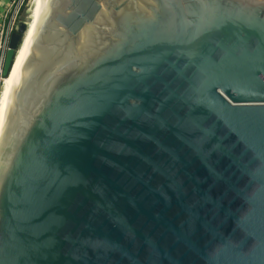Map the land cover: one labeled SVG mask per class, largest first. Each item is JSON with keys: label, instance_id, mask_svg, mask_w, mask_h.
<instances>
[{"label": "water", "instance_id": "95a60500", "mask_svg": "<svg viewBox=\"0 0 264 264\" xmlns=\"http://www.w3.org/2000/svg\"><path fill=\"white\" fill-rule=\"evenodd\" d=\"M0 142V264H264V0H33Z\"/></svg>", "mask_w": 264, "mask_h": 264}, {"label": "bare ground", "instance_id": "6f19581e", "mask_svg": "<svg viewBox=\"0 0 264 264\" xmlns=\"http://www.w3.org/2000/svg\"><path fill=\"white\" fill-rule=\"evenodd\" d=\"M32 1L33 0L30 1V4L32 3ZM27 13H29V10ZM31 52V37H24L23 43L16 51L9 75L3 78L2 86L0 89V142L2 139V133L10 98L17 90L18 81H24L25 68L28 63V58H30L31 56Z\"/></svg>", "mask_w": 264, "mask_h": 264}, {"label": "built area", "instance_id": "2783aa9c", "mask_svg": "<svg viewBox=\"0 0 264 264\" xmlns=\"http://www.w3.org/2000/svg\"><path fill=\"white\" fill-rule=\"evenodd\" d=\"M24 0H9L0 13V89L3 82V71L6 53L11 35L18 26V16L21 13Z\"/></svg>", "mask_w": 264, "mask_h": 264}, {"label": "rangeland", "instance_id": "374dc122", "mask_svg": "<svg viewBox=\"0 0 264 264\" xmlns=\"http://www.w3.org/2000/svg\"><path fill=\"white\" fill-rule=\"evenodd\" d=\"M30 1L31 0H24V3H23V5H22V11H21V13L19 14V16H18V23L20 22V21H26V19H27V15H28V10H29V7H30ZM5 2H8L7 0H5ZM18 27V26H17Z\"/></svg>", "mask_w": 264, "mask_h": 264}, {"label": "crops", "instance_id": "0c3cea01", "mask_svg": "<svg viewBox=\"0 0 264 264\" xmlns=\"http://www.w3.org/2000/svg\"><path fill=\"white\" fill-rule=\"evenodd\" d=\"M9 1V0H7ZM5 0H0V13L2 12L3 8L5 7Z\"/></svg>", "mask_w": 264, "mask_h": 264}, {"label": "trees", "instance_id": "16d2710c", "mask_svg": "<svg viewBox=\"0 0 264 264\" xmlns=\"http://www.w3.org/2000/svg\"><path fill=\"white\" fill-rule=\"evenodd\" d=\"M22 11V10H21Z\"/></svg>", "mask_w": 264, "mask_h": 264}]
</instances>
